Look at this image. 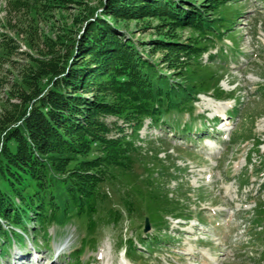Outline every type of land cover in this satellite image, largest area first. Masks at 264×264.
Returning <instances> with one entry per match:
<instances>
[{
    "label": "rangeland",
    "instance_id": "rangeland-1",
    "mask_svg": "<svg viewBox=\"0 0 264 264\" xmlns=\"http://www.w3.org/2000/svg\"><path fill=\"white\" fill-rule=\"evenodd\" d=\"M104 1L0 0V114L17 101L12 94L28 90L24 79L30 77L25 75L39 73V61L56 52L61 64L72 65L77 55L73 44L82 37L91 10L103 19L99 13ZM183 2L200 10L206 7V0ZM227 9L238 11L230 31L208 52L215 54L211 65L219 91L212 87L194 96L183 111L167 114L173 128L145 120L135 138L141 146L133 164L139 184L147 177V156L156 157L154 170L162 169L163 186L152 187L163 224L149 222L144 231L149 201L136 197L125 181L104 182L106 196L98 201L92 221L81 215L65 226L49 225L44 238L31 219L22 241L5 249L0 264H19L17 254H23L21 262L27 264L30 254L25 253L33 249L44 256L39 264H264V0H233ZM205 16L217 17L210 11ZM115 24L123 40H130L151 65L181 82L182 68L166 61L174 51L163 43L186 40L195 30L168 26L158 17ZM202 58L206 61L207 53ZM135 198L140 209L127 211L124 200ZM141 237L149 242L142 243ZM127 238L134 248L129 258L120 248Z\"/></svg>",
    "mask_w": 264,
    "mask_h": 264
},
{
    "label": "trees",
    "instance_id": "trees-1",
    "mask_svg": "<svg viewBox=\"0 0 264 264\" xmlns=\"http://www.w3.org/2000/svg\"><path fill=\"white\" fill-rule=\"evenodd\" d=\"M183 1L105 0L99 13L103 19L93 16V10L86 18L83 35L73 44L77 55L72 65L61 64L53 52L50 59L39 61V73H26L28 90L12 94L17 101L0 114V256L22 241L31 219L44 238L49 225L65 226L81 215L92 221L98 201L106 196L104 182L125 181L136 197L149 201L144 207L149 222L163 224L152 187L163 186L162 169L154 170L156 157L146 155L147 177L139 184L133 164L141 146L135 138L145 120L171 126L167 114L183 111L194 96L212 87L219 91L209 46L230 31L238 12L227 9L233 0H206L204 10ZM209 11L217 17L207 18ZM138 17H158L168 26L196 31L186 40L163 43L174 51L166 61L182 68L180 83L151 65L130 40H123L115 22ZM110 116L115 119L107 121ZM136 199L124 200L127 211L140 209ZM114 214L117 222L118 211ZM139 240L149 242L148 237ZM131 244L127 238L120 245L127 258L134 250Z\"/></svg>",
    "mask_w": 264,
    "mask_h": 264
},
{
    "label": "bare ground",
    "instance_id": "bare-ground-1",
    "mask_svg": "<svg viewBox=\"0 0 264 264\" xmlns=\"http://www.w3.org/2000/svg\"><path fill=\"white\" fill-rule=\"evenodd\" d=\"M39 252H38V249H36V250L33 249V251H31V252H26L25 253V256H29V254H30V256H29L30 257V261L29 262H31L32 264H39L38 262H41L42 258H44V256L38 255ZM59 254L60 253L58 252L55 255V257H58ZM18 256H20V257H18ZM16 258L19 259V262H18L19 264H22V262L24 263V260H23L24 255L23 254H20V255L17 254V257ZM29 262L27 264H30Z\"/></svg>",
    "mask_w": 264,
    "mask_h": 264
},
{
    "label": "water",
    "instance_id": "water-1",
    "mask_svg": "<svg viewBox=\"0 0 264 264\" xmlns=\"http://www.w3.org/2000/svg\"><path fill=\"white\" fill-rule=\"evenodd\" d=\"M149 228V221H148V218H145V223H144V231H147Z\"/></svg>",
    "mask_w": 264,
    "mask_h": 264
}]
</instances>
